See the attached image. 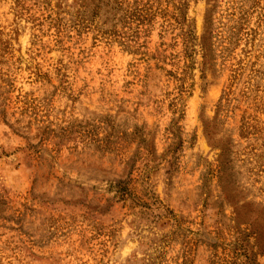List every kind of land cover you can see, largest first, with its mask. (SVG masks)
I'll return each mask as SVG.
<instances>
[{
    "label": "rangeland",
    "instance_id": "obj_1",
    "mask_svg": "<svg viewBox=\"0 0 264 264\" xmlns=\"http://www.w3.org/2000/svg\"><path fill=\"white\" fill-rule=\"evenodd\" d=\"M0 264H264V0H0Z\"/></svg>",
    "mask_w": 264,
    "mask_h": 264
}]
</instances>
